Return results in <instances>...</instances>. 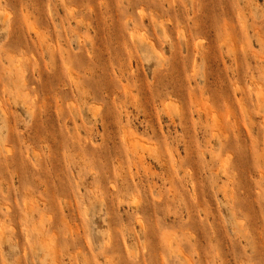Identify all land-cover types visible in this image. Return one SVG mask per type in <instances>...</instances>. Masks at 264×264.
Here are the masks:
<instances>
[{
    "label": "rangeland",
    "instance_id": "rangeland-1",
    "mask_svg": "<svg viewBox=\"0 0 264 264\" xmlns=\"http://www.w3.org/2000/svg\"><path fill=\"white\" fill-rule=\"evenodd\" d=\"M0 226V264H264V0H0Z\"/></svg>",
    "mask_w": 264,
    "mask_h": 264
},
{
    "label": "bare ground",
    "instance_id": "bare-ground-1",
    "mask_svg": "<svg viewBox=\"0 0 264 264\" xmlns=\"http://www.w3.org/2000/svg\"><path fill=\"white\" fill-rule=\"evenodd\" d=\"M139 143H140V142H139ZM189 171H190V170H189ZM133 201H135V200H133ZM2 229H3L2 226H0V233H2Z\"/></svg>",
    "mask_w": 264,
    "mask_h": 264
}]
</instances>
